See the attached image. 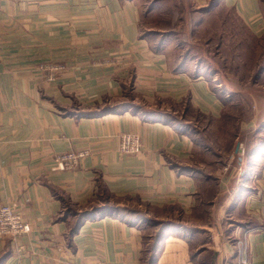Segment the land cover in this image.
I'll list each match as a JSON object with an SVG mask.
<instances>
[{"label":"crops","instance_id":"1","mask_svg":"<svg viewBox=\"0 0 264 264\" xmlns=\"http://www.w3.org/2000/svg\"><path fill=\"white\" fill-rule=\"evenodd\" d=\"M218 5L264 36V0ZM140 17L138 0H0V205L30 225L0 239V264H142L148 220L173 222L152 264H264V100L240 123L255 141L235 134L237 174L220 148L200 163L188 128L159 113L196 111L215 136L230 95L145 36ZM51 66L61 69L48 79ZM124 132L138 134L139 154L119 153ZM82 150L78 167L54 169L55 154ZM125 201L142 216L116 210L70 235L80 211Z\"/></svg>","mask_w":264,"mask_h":264},{"label":"rangeland","instance_id":"2","mask_svg":"<svg viewBox=\"0 0 264 264\" xmlns=\"http://www.w3.org/2000/svg\"><path fill=\"white\" fill-rule=\"evenodd\" d=\"M138 2L141 14L140 29L143 34L154 39V42L167 40L170 55L175 57L179 52L180 56L192 58L199 68H203L209 80L220 85L219 89L229 93L231 102L224 109L222 116L224 123L220 125L226 130V134L221 132L209 139L213 147L219 146L224 156L223 160L230 166V171L232 169L237 174L238 157L237 153H233L235 141L233 142L230 136L231 133H238V130H241L242 137L250 134L246 138V143L251 145L255 141L252 131L241 129L240 123L254 114L256 111L254 104L258 103L261 109L260 100H264V78L258 79L257 76L260 70L264 69V36L258 38L249 32L234 12L218 5V0H208L204 6L198 5L196 0H138ZM207 8L209 11L205 12ZM171 49H174V52ZM57 68L58 66L50 67L48 79L54 78L57 70L61 69L60 66ZM125 97V101L130 103L131 96L127 94ZM174 110L172 107L169 108V112L181 115V109ZM188 120L200 129L206 124V121L198 119L195 114H191ZM203 136L204 134L200 135L202 141L205 140ZM225 169H228V166ZM125 202L127 207L135 209L137 206L135 201ZM237 243L240 256V253L244 252L242 251L244 247L241 240Z\"/></svg>","mask_w":264,"mask_h":264},{"label":"trees","instance_id":"3","mask_svg":"<svg viewBox=\"0 0 264 264\" xmlns=\"http://www.w3.org/2000/svg\"><path fill=\"white\" fill-rule=\"evenodd\" d=\"M222 8L229 9V8H225L223 6H222ZM229 10L234 12L233 9H229ZM208 11L209 10L207 8V10H205V12H208ZM240 21H241V19H240ZM247 30L249 32H251L249 28ZM163 40H160V41H163ZM183 57L186 58L187 56H183ZM260 71L261 72L257 75L258 79H259V77L264 78V69H261ZM256 80H254L255 83H256ZM221 99L224 101V104H228L230 102V101H226L223 98H221ZM145 114L147 115L148 113L145 112ZM159 114L164 116L166 119H168L170 121V123L178 124V127L188 128V130L191 132L192 138L194 139V142H195L196 158L200 161V163H203L206 166H210L209 163H211V164L215 163L219 159V154H221V153L218 154V151H216L218 149L213 147L212 144H210L207 140L211 136H208V137L203 136V137H205V140L202 141L200 138V135L203 134L202 129H200V127H198L195 123L189 122L188 119H185V118L183 119V118H181L180 115L173 114L172 112H169V111L164 112V113H159ZM191 114H195L196 117L200 120H203V121L205 120L203 118L204 116H202L200 113H198L196 111H192ZM183 115H185V114H183ZM185 116L187 118V115H185ZM221 123H224L223 119L220 120V124ZM221 131L225 132V134H226V130L221 129ZM235 134L236 133H234V134L231 133V136H230L231 139L233 140V142H234ZM215 136H217V134H215ZM218 148H219V146H218ZM213 167L214 166H212L211 169H213ZM102 200H105V199H102ZM116 210H119L120 212H122L126 215H129L130 213H128V212H131V213L135 214L136 217L142 216V214L135 213V212H137V210H134V208H130V207H117L115 205L114 206L113 205L112 206L94 205L92 209H87V210L80 211L79 213H77L76 223H75L73 229H71L70 235L76 233V231L80 227L81 223L84 222V220H86L87 218H98V217H102V216L108 215V214L113 215L114 211L116 212ZM129 217L134 218L133 215H130ZM172 223L173 222H163V221H155V220H148L146 222L145 226H146L147 230L145 232L146 236L144 237V244L146 245V247H144V253H143V257H144L143 260H146V261H143L142 264H152V262L155 258L156 252L158 250L159 244L164 238L165 231H166V229L169 228V226H171ZM153 232H154V234H153Z\"/></svg>","mask_w":264,"mask_h":264},{"label":"built area","instance_id":"4","mask_svg":"<svg viewBox=\"0 0 264 264\" xmlns=\"http://www.w3.org/2000/svg\"><path fill=\"white\" fill-rule=\"evenodd\" d=\"M59 69V67L57 68ZM118 150L123 155H137L142 150V144L139 136L134 133H123L119 136ZM88 151H66L53 156L54 169H74L78 167L82 157L86 156ZM30 232V225L24 221L13 204L0 205V239H11Z\"/></svg>","mask_w":264,"mask_h":264},{"label":"water","instance_id":"5","mask_svg":"<svg viewBox=\"0 0 264 264\" xmlns=\"http://www.w3.org/2000/svg\"><path fill=\"white\" fill-rule=\"evenodd\" d=\"M238 148H239V145L236 146V150H238Z\"/></svg>","mask_w":264,"mask_h":264}]
</instances>
